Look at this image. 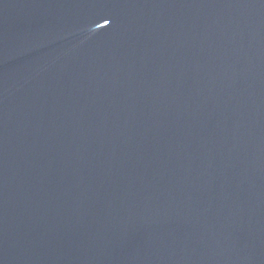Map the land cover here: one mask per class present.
<instances>
[{
    "label": "water",
    "instance_id": "obj_1",
    "mask_svg": "<svg viewBox=\"0 0 264 264\" xmlns=\"http://www.w3.org/2000/svg\"><path fill=\"white\" fill-rule=\"evenodd\" d=\"M0 264H264V0H0Z\"/></svg>",
    "mask_w": 264,
    "mask_h": 264
},
{
    "label": "snow or ice",
    "instance_id": "obj_2",
    "mask_svg": "<svg viewBox=\"0 0 264 264\" xmlns=\"http://www.w3.org/2000/svg\"><path fill=\"white\" fill-rule=\"evenodd\" d=\"M106 23H107V21H106Z\"/></svg>",
    "mask_w": 264,
    "mask_h": 264
}]
</instances>
